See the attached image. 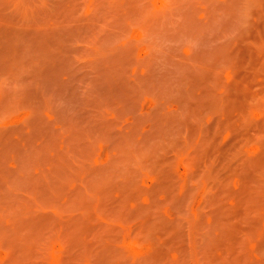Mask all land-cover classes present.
<instances>
[{
	"label": "rangeland",
	"instance_id": "rangeland-1",
	"mask_svg": "<svg viewBox=\"0 0 264 264\" xmlns=\"http://www.w3.org/2000/svg\"><path fill=\"white\" fill-rule=\"evenodd\" d=\"M0 264H264V0H0Z\"/></svg>",
	"mask_w": 264,
	"mask_h": 264
}]
</instances>
